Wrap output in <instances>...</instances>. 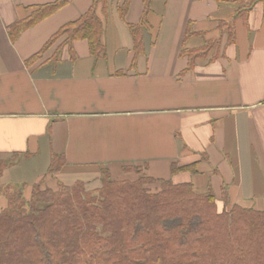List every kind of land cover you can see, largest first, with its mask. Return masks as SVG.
I'll use <instances>...</instances> for the list:
<instances>
[{
  "label": "crops",
  "instance_id": "1",
  "mask_svg": "<svg viewBox=\"0 0 264 264\" xmlns=\"http://www.w3.org/2000/svg\"><path fill=\"white\" fill-rule=\"evenodd\" d=\"M54 1L0 0V160L12 161L0 167V186L30 192L43 180L56 188L108 169L117 180L147 174L201 191L211 183L221 193L225 185L231 203L264 210V0L248 10L236 0H152L140 53L130 25L141 22L144 0H132L124 18L125 0H110L97 10L102 52L87 40L66 45L64 36L28 62L94 0H70L11 39L12 25ZM232 21L229 42L221 26ZM188 27L187 48L218 41L195 62L182 52ZM53 156L65 163L55 174ZM174 163H197L199 173L173 176ZM179 175L186 180L175 181ZM6 203L0 193V209Z\"/></svg>",
  "mask_w": 264,
  "mask_h": 264
},
{
  "label": "trees",
  "instance_id": "2",
  "mask_svg": "<svg viewBox=\"0 0 264 264\" xmlns=\"http://www.w3.org/2000/svg\"><path fill=\"white\" fill-rule=\"evenodd\" d=\"M257 0H236L250 9ZM70 0H55L36 7L10 28L12 40L38 22L55 14ZM110 0H94L79 19L62 26L28 62H35L66 36L64 43L87 40L92 53L104 50V23L98 5ZM132 0L119 8L122 18ZM152 0L142 20L130 25L134 50L145 52L144 27ZM240 14V8L238 9ZM229 42H234V22H226ZM182 52L206 55L218 43L207 41ZM12 162V161H11ZM0 160V167L11 165ZM64 159L53 156L49 172L55 174ZM197 163L172 165L173 176L199 173ZM142 174L137 167L126 168ZM159 184L157 190L152 185ZM43 180L15 188L0 186L6 205L0 209V264H264V210L253 205L231 203L229 188L222 186L219 199L212 184L198 190L193 182L176 183L142 174L136 179H112L104 169L92 182L60 183L43 187Z\"/></svg>",
  "mask_w": 264,
  "mask_h": 264
},
{
  "label": "rangeland",
  "instance_id": "3",
  "mask_svg": "<svg viewBox=\"0 0 264 264\" xmlns=\"http://www.w3.org/2000/svg\"><path fill=\"white\" fill-rule=\"evenodd\" d=\"M135 173H136V171H134ZM141 173H143V172H141ZM136 174H138V173H136ZM180 177V175L179 176H176L175 178H174V180L175 181H178V182H181V181H185L186 179L185 178H179ZM130 178V177H129ZM128 177L126 178V179H129ZM16 186H18V185H10V187H12V188H15ZM152 190H157L158 188H159V184H156V185H152ZM216 192H217V195L219 196L218 198H221V192H220V186H217L216 187ZM4 194V193H3ZM26 195L27 196H29L30 195V192H28V190L26 191ZM248 197V196H247ZM246 199V198H245ZM251 201H253V202H255L256 203V199H252ZM256 205V204H255ZM257 206V205H256Z\"/></svg>",
  "mask_w": 264,
  "mask_h": 264
}]
</instances>
